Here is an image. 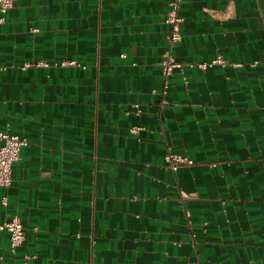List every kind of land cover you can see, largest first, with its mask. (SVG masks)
Masks as SVG:
<instances>
[{
    "label": "crops",
    "instance_id": "obj_1",
    "mask_svg": "<svg viewBox=\"0 0 264 264\" xmlns=\"http://www.w3.org/2000/svg\"><path fill=\"white\" fill-rule=\"evenodd\" d=\"M168 8L0 10V131L27 138L0 186L25 236L0 229V264H264V0H183L165 81Z\"/></svg>",
    "mask_w": 264,
    "mask_h": 264
},
{
    "label": "built area",
    "instance_id": "obj_2",
    "mask_svg": "<svg viewBox=\"0 0 264 264\" xmlns=\"http://www.w3.org/2000/svg\"><path fill=\"white\" fill-rule=\"evenodd\" d=\"M15 0H0V10L5 11L13 5ZM183 0H169V8L166 12L165 21L169 24V32L167 35L168 46L161 59V70L165 81L176 67H182L183 63L176 58L172 49L182 38L181 22L183 16L180 14V6ZM63 63H77L76 60H63ZM212 62L225 64L227 60L221 55L216 57ZM57 63V62H56ZM30 63H25L24 67ZM38 65H49L48 61H37ZM202 62L200 65H204ZM143 126L135 125L131 128L133 132H137ZM0 186L7 187L12 181V168L15 161L20 158V153L23 145L27 143V138L16 133L8 131H0ZM166 161L172 169H177L182 163H193V159L179 152L169 150L165 155ZM3 202L6 203V196L3 197ZM0 229H7L10 233V249L15 251L24 239V225L21 217L18 214L0 221ZM23 264H32L25 260Z\"/></svg>",
    "mask_w": 264,
    "mask_h": 264
}]
</instances>
